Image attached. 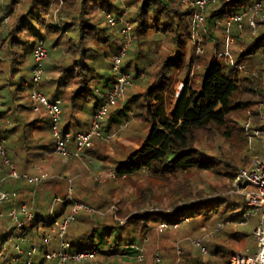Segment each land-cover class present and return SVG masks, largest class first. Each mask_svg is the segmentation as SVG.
I'll return each mask as SVG.
<instances>
[{
  "label": "trees",
  "instance_id": "1",
  "mask_svg": "<svg viewBox=\"0 0 264 264\" xmlns=\"http://www.w3.org/2000/svg\"><path fill=\"white\" fill-rule=\"evenodd\" d=\"M118 1L64 0L66 3V6H63L65 11L67 13L72 12L73 17L69 22L64 21L61 26H58L53 19V8L57 0H14L12 6L21 3L23 12L13 17L9 24H6L5 20L10 18L9 13L12 8H7L5 11L4 17L0 21V52L8 47L7 56L9 55V58H4L0 63L9 61L12 64L13 74L21 73L23 70L21 82L16 89L17 99H21L22 102L15 110L19 120H15L23 124L24 132L23 139H20L17 145L14 147L7 146L12 134L17 131V128L11 125V120L15 114L14 110L8 108L7 104L0 99V138L5 141L6 154L16 168H19L20 174L24 175L28 172L27 165L32 160V156L36 157L35 151H43L44 153L45 150L46 153L42 154L44 159L53 151L51 143L48 144L49 146L41 144L39 138L35 136L36 132L31 133V128L35 124L43 122V118L39 115L45 112L43 109L35 111V105L31 101L30 95L26 93V88L30 83L26 82L27 79L24 77L27 61L29 58H32L33 61V51L37 41H44L46 46L48 44L54 49L53 52H60L63 58L70 57L73 60V64L69 66L64 62L63 65L58 64L51 69L45 68L49 75L56 69L58 73L57 80L55 78L47 80L43 85L44 87L50 86V88L54 86L55 95L51 100L61 96L69 103L70 109L83 108L82 103L86 104L93 100V111L95 112L103 100L101 93L109 90L114 81L112 74V77L103 82L104 75L99 73V69L106 67L111 69L113 58L119 50L115 29L110 26L105 15L109 12L115 14L117 19L122 17L123 8L115 4ZM243 2L244 0H217L208 5L205 10L206 22L199 30V35L205 36L204 45L208 41H212L214 46L211 51L209 49L204 51L202 57L201 55L196 57V48L191 42L193 34L191 19L193 8L191 5L183 3L182 0H126L130 9L127 19L133 25L134 38L133 48L131 47L132 49L129 50L126 58L128 55L140 54L144 46H148L150 51L154 46L155 52L160 55L156 70L152 74L151 84L145 91L134 95L130 100L142 112L138 115L135 114L134 117H141L149 125L147 137L127 159L119 161L117 167H113L112 171L115 172L116 177H133L139 173H146L164 179L173 176L178 177L191 171H201L225 174L229 178H236L238 173L235 171V166L229 163L223 164L224 161L208 155L200 148L198 135L209 131L217 132L225 141L236 138L249 149L251 143L244 129L248 114L251 116L255 127L262 128L263 126L257 113V107L260 103H264V71L260 69L261 63L257 62L255 57L260 53L264 54V30L254 34L251 29L245 28L241 35H234V45L237 48L231 50V55L233 54L234 57H232L233 63L226 62L223 56L224 41L222 44L218 43L220 39H218L217 32L219 31L217 29L225 34L227 16L239 11ZM94 10H96L95 14H93ZM44 14L47 16L43 17ZM98 15L102 16L104 24L96 23L95 20ZM12 25L14 27L11 29ZM40 28L44 29L45 34L41 32ZM152 28H154L153 32L163 35L161 42L154 43L144 40ZM166 38L169 39L171 47L165 46ZM63 47L69 56L64 55ZM18 49L23 52L19 54L16 51ZM189 50H192V55L187 59ZM202 58V83L199 89H195L187 79L191 73L193 62ZM133 62L131 59L130 63L125 65L123 61V71L130 73ZM134 64L137 71L136 78L142 80L147 77L146 70L141 71L135 62ZM32 68L33 66H31V71ZM141 73L144 74L143 78H140ZM245 73L246 75L243 76ZM180 75H184L187 82L174 111H171L173 86ZM133 78L135 79V77ZM73 81L77 82L76 88L71 85ZM5 86L8 84L0 83V97L2 96V88ZM120 110H117L116 113H119ZM131 115L133 117L134 113ZM113 122L115 119L111 116L107 124H104L106 134L113 132L110 130L111 128L119 127L125 121L116 126L113 125ZM27 126H31L29 130H27ZM118 127L116 128L118 129ZM43 129L45 130L44 127L39 130ZM48 129L50 137H52L50 126ZM63 130L65 131L66 128ZM97 139L105 140L104 138ZM92 148L85 150L88 151V154L84 156L85 158L95 154ZM249 158L245 155L241 162L245 163L246 159ZM250 162L242 169L248 167ZM224 165H226L225 168ZM220 167L226 172L219 170ZM7 173L8 169L3 165L0 158V177L7 175L5 182L0 181L1 187L6 190L8 183L14 184L12 190L18 193L15 206L19 207L24 204L23 198L20 196L23 190V182L21 179H13L16 181L7 183L11 179ZM25 184L29 183L26 182ZM227 193H220L213 199H184L172 206L167 212L153 210V212H142L134 216L143 220L144 225L148 228L161 222L174 224L186 221L191 225L190 229L193 231V228L195 230L200 228V225H196L198 222L212 221L215 225L222 224L223 227L219 231L209 236L207 242L205 240L203 242L206 248H209L211 257H214L216 261L197 258L194 253L195 249L192 251V246L185 250L180 261V264H217L220 258L229 257L230 259L233 254L241 253L237 252L238 250L247 248V239L250 235L235 230L233 225L242 224L248 222L252 217H257L245 218L244 215L249 212L246 200L239 196L237 200H232ZM12 206V204L0 203V249L9 239L15 240L20 237L27 246L24 248L25 250L32 246L38 248L36 261L39 260L38 256H41L39 264H44L46 260L41 253L44 255L50 249L44 244L43 239L52 224L46 223L44 216L36 211L35 213L32 212L35 216L33 222L26 224L20 228L19 233H16L15 223L6 215ZM2 213L4 215L1 216ZM227 220L230 221L228 223L231 225L223 223ZM123 225L117 224V226ZM36 239L39 240L40 246L35 245ZM127 239L123 238L122 232H118L114 239L110 233L105 243V248L107 246L111 248L109 251L101 248L104 245L95 231L89 235L84 234L77 237L76 243L68 240L74 249L101 248V255L104 258L116 252V254H120L121 259H125L120 250L122 243L129 245L139 243L135 237L130 238L129 241ZM108 240H112V244H109ZM79 242L88 245L79 247ZM7 251L9 255L10 252L8 249ZM126 252V254L134 257L136 255L133 250H126ZM9 257L12 256L9 255ZM134 257L131 258L132 263L137 264ZM161 260L162 264H171L168 256L161 255ZM228 263L230 264V261ZM146 264L149 263L146 262Z\"/></svg>",
  "mask_w": 264,
  "mask_h": 264
},
{
  "label": "rangeland",
  "instance_id": "2",
  "mask_svg": "<svg viewBox=\"0 0 264 264\" xmlns=\"http://www.w3.org/2000/svg\"><path fill=\"white\" fill-rule=\"evenodd\" d=\"M256 1L264 2V0H244L243 4H251ZM13 2L14 0H0V21L3 19L7 8H12L11 12L9 13L10 18L5 20L6 24H9L13 20V17L17 16L20 12H23V5L19 3L15 6H12ZM115 4L116 6H121L123 11L124 9H127V14L123 16V20L128 21V12L130 9L126 4V0L123 2L118 1ZM54 5L53 19L58 26H61L64 21L69 22L72 19L73 13H67V11L64 9L66 6L64 0H57ZM95 11L96 10L93 11V14H95ZM74 14L77 13L74 12ZM42 16L46 17L47 15L44 14ZM95 21L99 25L100 23H105L101 15H98ZM13 27L14 25L11 26V29ZM114 29L117 41L119 43L120 29L118 27H114ZM40 30L43 34H45L43 28H40ZM153 31L154 28H152V30L146 34L144 40L152 41L154 43L161 42L163 40V35ZM217 31H219L217 32L218 39H220L218 43L220 42L222 44L223 41L225 43L226 32L224 34L219 29H217ZM231 33L233 36L239 34L234 27L232 28ZM65 36L67 38V35ZM132 43L134 44V42ZM164 44L167 48L168 46L171 47L168 38L165 39ZM203 46L205 51L208 49L211 51L214 44H212V41H208V43ZM131 47L129 50L133 48ZM46 48L49 51V56L43 61L44 68L51 69L58 64L63 65L64 62L67 63V66L73 64V60L70 57L63 58V56L60 55V52H53L54 49L48 46V44ZM236 48L237 46L235 45L231 46V50H235ZM62 50L64 55L69 56L65 50V47H63ZM16 51L19 54L23 52L21 49ZM8 52V47L4 48L3 51L0 52V61L4 58H9V55L7 56ZM159 55V53L155 52L154 46L152 47V51H150L148 46H144L140 54H132V56L128 55L127 58L125 57L126 59L124 58L123 61L125 65L130 63L132 59L141 71L146 70L147 77L142 80L136 78V67L134 62L131 63L132 69L130 73L133 75V77H135V81H133V84L127 88L125 94L120 98L117 105L109 109L104 121V124H107L111 116L113 119H115V122H113L114 126L125 121L119 127L116 126L118 129L116 127L110 129L116 132L115 139L111 142L95 139L92 148L95 151V154L88 155L85 158L84 156L88 154V151H85L83 153V159L62 157L60 155H55L52 151V153L50 155L48 154L47 158L45 159V166L36 167L34 170L30 169L32 165H27L29 170L25 175L40 176L43 177V181L39 184L31 185L25 184L26 181L21 179L24 184L22 183L23 190L20 196L23 198V203H26L31 212L35 213L36 211H39L44 216L45 222L49 224H52L54 221L60 220L66 216L74 205H81V209H79L75 220L70 224L67 230V239L73 243H76L77 237L84 234L89 235L95 231L97 237L101 238L102 244L104 245L101 248H105V243L107 242L110 233L114 239L118 232H122L123 238H128V241L130 238H136V240L139 242L137 245L139 244V246L142 248L146 255L145 261L149 264L153 263V257L156 252H159L160 255L168 256L171 264H180L181 256L185 250L189 249V246H192V251L195 249L194 253L197 258L201 260L212 259L216 261L214 257H211L208 247L207 253L204 254L193 245V240L202 239L203 242L204 240L207 242L209 240V236L213 235L223 227L222 224L219 227V224L215 225L212 223V221H203L202 223L198 222L196 225H200V228L197 230L193 228L192 231L190 229L191 225H189L188 222L183 221L181 222L183 223L181 228H170L167 231L160 232L159 225L164 222L154 224L153 227L148 228L144 225L143 220L135 217L134 215L140 214L142 212H153V210L167 212L172 208V206L180 203L184 199H213L214 196L220 193L224 194L228 192L227 195L232 198V200H237L238 196L245 199L244 196H232L230 194L236 184V178L232 179L225 174L219 173L216 174L211 172L191 171L189 173L179 175L178 177L173 176L164 179L157 178L146 173H139L133 177H117L115 181H113V179L108 180V178H105L106 180L100 183L96 180L98 176L108 174L107 172L112 171L114 169L113 167H117L119 161L127 159L145 141L149 130V125L141 117H134L135 114L138 115L142 112L133 102H130V100L134 95H138L139 93L145 91L151 84L153 80L152 74L156 70V64L159 59ZM191 55L192 50H189L187 59H189ZM194 58L196 59V57ZM233 58L232 60L234 61ZM255 58L257 62L261 63L262 67L260 69L264 71V54L260 53ZM202 60L203 58L199 61L197 59L195 62H193L191 73L187 79L195 89H199L202 83ZM31 66H33V61L32 58H29L27 61V69L24 70V77L27 79L26 82L30 84V78L32 77ZM56 71L57 69L51 72L49 75V72L47 74L45 70L44 83L47 80L53 78L57 80L58 73ZM99 73L104 75L102 80L103 82L105 79L112 77L113 74L110 67L99 69ZM245 75L246 73L243 74V76ZM21 76H23V70L21 73L17 72L13 74L12 64L9 63V61L0 63V83L8 84V86L2 88V96L0 99L7 104L6 106H8V108L14 110L15 116L11 120V125L14 126V128H17V131L12 134L8 141V147H14L17 145V142L20 139H23V124H20L15 120H19L18 113L15 110H17L19 103L22 102V100L17 99L18 96H16V89L21 82ZM187 80L184 78V75H180L175 82L173 86V99H171L173 102V104L171 102V111H174L175 109L176 102L174 103V100L178 93L181 92L180 87L183 86L184 82H187ZM43 84L39 86L40 91L46 94L49 99H52L55 95L54 86L51 88L50 86L44 87ZM71 85L72 87L76 88L77 82L73 81ZM31 92L32 86L29 85L26 88V93L31 95ZM61 106L63 107L62 128L64 129L66 122L71 118V112L69 111L66 103ZM81 106H83V108H78V110L75 111V115L81 122L87 123L88 120L90 121L92 119L91 111L94 108V101L92 100L86 104L82 103ZM119 109H121L120 112L116 113V111ZM133 113L134 115L132 117L131 114ZM262 125V129H264V123ZM49 126L50 123L48 120L45 130L36 129L35 131V128L32 127L31 133L36 132L35 136L36 138H39L41 144L48 145L51 143V148L54 150V140L52 137H50L48 132ZM30 127L31 126H27V130H29ZM72 139L74 140V134ZM198 140L200 148L203 149L208 155L215 156L218 159L224 161L223 164L229 163L230 165L235 166L234 168L237 173L238 170L240 168L242 169L243 166H246L248 162L251 161V159L252 161L261 160L264 162V136H262L260 139H249L251 143L249 149L246 147V145H242V142L236 138H233L230 141H225L217 132L209 131L201 133L198 135ZM99 142H101V144H99ZM70 150H74L73 147H71ZM90 152L93 151L91 150ZM44 153H46L45 150ZM245 155L249 156L251 159L249 158L250 161L249 159H246L244 163L241 162V160L243 157H245ZM225 167L226 165H224V168ZM219 170L226 172V170L222 167H220ZM17 171L21 173L19 168ZM6 176L7 175L3 176V182H5L7 178ZM15 181L16 180L9 179L7 183ZM70 188H72L71 195L69 191ZM12 189H14V187ZM115 218L123 220L124 225L117 226L119 222L115 221ZM258 218L259 216L252 217L248 222L242 224L237 223L233 225L235 230L250 235V237L247 239V248L238 250L237 252H241L239 254L247 256H254V254H256L257 244L252 234L258 222ZM228 222L230 221L227 220L223 223L226 224ZM226 225L231 224L228 223ZM49 232L51 233L50 230H47L45 235ZM35 241V245L40 246L39 240L36 239ZM108 242L109 244H112V240H108ZM16 243H18L17 239L14 241L8 240L2 245L0 251L5 247L4 250L6 251V249H8L10 252L9 255L13 256L15 254L14 246ZM57 244V241H53L49 246V249L51 250L56 248ZM79 244V247H86L88 245L80 242ZM125 244L127 243H122L120 249L122 251L121 255H123L125 259H121L120 254H116V252L109 254L104 258L100 252V254L97 255L95 259H93L94 261L89 260L66 264H134L131 260V258L134 256L126 254L127 252L123 250ZM23 248H27L25 243H23ZM105 249L106 251L111 250V248L108 246ZM41 255L43 256L42 253ZM38 257L40 260L41 256ZM231 257L230 259L229 257H225L224 259L220 258L217 261V264H229L228 262L231 260ZM39 260H37L35 264H39ZM0 264H6L4 258H0ZM44 264L57 263L53 260H46Z\"/></svg>",
  "mask_w": 264,
  "mask_h": 264
},
{
  "label": "built area",
  "instance_id": "3",
  "mask_svg": "<svg viewBox=\"0 0 264 264\" xmlns=\"http://www.w3.org/2000/svg\"><path fill=\"white\" fill-rule=\"evenodd\" d=\"M124 1V0H119ZM183 3L192 6L193 11L191 15L193 34L191 42L196 48L195 56H200L204 53L205 36L199 35V30L206 22L205 10L211 3L217 0H182ZM127 14V9H124L122 17L117 19L113 13H106V18L110 26L118 27L120 29V44L118 53L114 56L111 71L113 73L114 81L111 88L104 93H101L103 98L101 104L95 110L90 126L86 131H78L75 134L72 131H64L62 128V100L56 98L51 100L46 94L42 93L39 89L44 83L45 68L43 61L48 56V50L45 42L42 40L37 41L33 51V68L31 77L32 92L30 99L35 105V111L41 109L45 110L50 123V132L54 140L55 155H60L67 158H83L85 150L90 149L94 145V140L97 138H104L106 141L111 142L116 137V132L105 133L104 121L111 107L116 106L120 98L125 94L127 88L133 84L134 78L131 73L123 71V60L126 57L129 48L133 42V26L129 21L123 20V16ZM241 35L245 28L252 30L254 34L260 30H264V2L256 1L251 4H243L239 11L233 12L227 16L225 21V46L223 56L226 62L233 63L231 55V46L235 43V38L232 35V28ZM141 74L140 78H143ZM257 113L260 121L264 123V103H260L257 107ZM125 127V126H124ZM244 129L249 139H260L264 136V129L255 127L253 120L248 114L245 121ZM74 134V140L73 138ZM73 147L74 150H70ZM0 158L3 165L8 169V177L11 179H24L27 183L39 184L43 181L40 176L22 175L17 171L16 166L11 162L6 154L5 141L0 138ZM108 174L100 175L96 178L98 182L108 180H116L114 171L107 172ZM95 180V181H96ZM70 195L72 188L69 189ZM233 195H241L245 197L249 212L244 217L259 216L256 227L253 231V237L257 244V252L254 256H247L241 254L232 255L230 264H264V162L261 160H253L248 167L241 169L236 176V184L230 192ZM18 199V193L15 190H5L0 184V203L12 204V208L6 214L15 223L16 233L20 232V228L26 224H30L34 220V214L30 211L26 204H21L19 207L15 206ZM81 209V205L76 204L72 207L70 212L60 220L52 223L50 228L51 233L45 235L43 242L46 246H50L53 241H57V247L48 250L44 253L45 260H53L57 264L77 263L80 261L93 260L100 254L101 248H94L91 250H77L74 249L67 239V230L70 224L75 220L76 215ZM4 215L3 213L1 216ZM41 218V217H40ZM115 221L121 225L124 224L123 220L115 218ZM183 223H161L159 231L163 232L170 228L177 229ZM221 224H219V227ZM18 243L14 246L15 254L9 257L8 253L4 250L0 251V258L7 261L6 264H35L38 248L32 246L25 250L23 248V239L16 238ZM13 241L12 239H9ZM5 244V243H4ZM193 245L198 248L202 253H207V248L203 241L200 239L193 240ZM124 251L133 250L136 252L134 260L137 264H145L146 255L139 244H125ZM153 264H162L161 255L159 252L153 257Z\"/></svg>",
  "mask_w": 264,
  "mask_h": 264
},
{
  "label": "crops",
  "instance_id": "4",
  "mask_svg": "<svg viewBox=\"0 0 264 264\" xmlns=\"http://www.w3.org/2000/svg\"><path fill=\"white\" fill-rule=\"evenodd\" d=\"M45 84V83H44ZM43 84V85H44ZM29 85H31V84H29ZM60 86H62V84H60ZM58 98H60L62 101H63V104L64 103H66L67 104V107H68V102L65 100V98H63V97H59L58 96ZM88 102H90V101H88ZM62 104V105H63ZM3 107V106H2ZM1 108V107H0ZM61 108H62V111H63V107L61 106ZM69 108V107H68ZM78 108L79 107H76L75 109L73 108V109H70L69 108V111L71 112V118L70 119H68V121L66 122V125H65V128H66V130L67 131H72V132H78V131H84V130H87L88 128H89V126H90V123H91V120L89 121H87V123L86 122H81L78 118H77V116L75 115V111H77L78 110ZM45 111V110H44ZM93 109H92V111H91V113H92V115H93ZM39 117H41V118H43V122H41V123H37V124H35L34 125V128H35V131H36V129H40V128H42V127H44V128H46V126H47V122H48V117H47V115H46V112H43V113H41L40 115H39ZM93 117V116H92ZM35 133V132H34ZM99 144H101V142H99ZM98 144V145H99ZM35 154H36V157H31V161H29L30 163V165H32V167H31V169H36V167H43V166H45L44 165V163H45V159L44 158H42V154H44L43 153V151H35ZM34 154V155H35ZM39 159V160H38ZM38 160V161H37ZM26 174V173H25ZM2 180H4V178L3 177H0V181H2ZM14 184H9L8 183V185L6 186V188L7 189H12L14 186H13ZM23 185V184H22ZM22 185H20V186H22ZM235 254H239V253H235ZM235 254H233V255H235ZM242 255V254H241ZM255 255V254H254Z\"/></svg>",
  "mask_w": 264,
  "mask_h": 264
},
{
  "label": "water",
  "instance_id": "5",
  "mask_svg": "<svg viewBox=\"0 0 264 264\" xmlns=\"http://www.w3.org/2000/svg\"><path fill=\"white\" fill-rule=\"evenodd\" d=\"M185 84H186V81L184 82V85H185ZM184 85H183L182 88H181V92H180V94L177 96L176 104H177V102H178V100H179V97H180L182 91H183Z\"/></svg>",
  "mask_w": 264,
  "mask_h": 264
}]
</instances>
